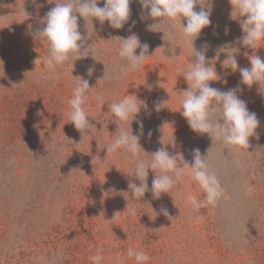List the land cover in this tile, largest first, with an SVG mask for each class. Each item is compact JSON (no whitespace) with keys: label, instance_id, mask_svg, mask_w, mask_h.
<instances>
[{"label":"rangeland","instance_id":"1","mask_svg":"<svg viewBox=\"0 0 264 264\" xmlns=\"http://www.w3.org/2000/svg\"><path fill=\"white\" fill-rule=\"evenodd\" d=\"M58 2L67 0H0V264H94L90 257L98 249L100 264H136L129 248L145 252L146 264H264V81L248 87L238 70L221 67L226 54L219 46L243 35V18H231L230 0H206L212 26L194 47L207 42L206 55H219L221 81L211 86L237 89L257 114L260 126L248 149L193 132L181 115L182 91L189 87L183 75L194 60L181 28L186 18L157 23L139 0L131 3L122 29L80 17L81 52L50 69L49 44L34 33ZM133 33L149 45V56L135 71L119 56L117 38ZM237 46L239 65L251 67L244 53L253 50ZM258 47L264 58V41ZM81 78L93 87L83 105L94 126L87 133L70 120L69 101ZM133 94L147 101L150 115L142 109L132 123L121 122L109 104ZM154 103H163L159 112ZM137 120L144 125L139 158L145 162L160 147L183 153L189 162L191 149H200L223 189L214 205L194 209L187 202L205 196L187 171L159 199L151 191L133 197L130 184L140 183L133 174L136 158L123 149L107 154L106 148L120 130L136 134ZM154 176L150 169L149 187ZM161 207L171 220L159 213ZM54 233L58 237L51 239Z\"/></svg>","mask_w":264,"mask_h":264},{"label":"clouds","instance_id":"2","mask_svg":"<svg viewBox=\"0 0 264 264\" xmlns=\"http://www.w3.org/2000/svg\"><path fill=\"white\" fill-rule=\"evenodd\" d=\"M132 2L133 0H104L103 7L98 6V0H67L56 3L55 7L42 18L44 26L37 28L34 33V37L46 40L49 44L47 67L53 69L69 61L73 54L81 52L85 37L79 30L80 17L85 21L86 18L92 21L96 19L101 24L107 21L111 28L122 29L130 19ZM139 3L142 10H148L149 17L158 20L157 23H163L164 19L181 21L182 18H186L187 23L181 24V28L183 36L191 42L194 60L190 62L189 69L183 75L189 87L182 91L181 115L186 119L190 129L200 134L207 133L211 138L214 136L227 145L248 149L249 138L256 134L260 126L257 114L248 109L247 102L240 98L237 89L224 91L211 86L210 82L221 81L216 69L219 55L214 57L206 55L210 47L207 42L201 49L194 47V42L202 30L212 26L211 6L206 0H139ZM230 4L233 9L231 18L234 20L243 18L239 20L243 35L235 41H226L219 46V52L226 54L225 59L221 61V67L231 69L233 73L238 70L242 78L241 83L251 87L264 81V58L255 52L259 48L258 45L264 41V0H230ZM197 5L200 6L199 10ZM155 24L149 27L152 29ZM228 31L226 28L225 33ZM117 38L122 41L119 56L126 59L130 70L135 71L149 56V45L146 42L142 43L135 33L126 38ZM237 45L253 50L251 55L244 53L251 67L239 65L237 56L240 55V47ZM137 49H140L139 54ZM91 71L89 69V73ZM148 87L151 89V85ZM92 88L87 79L81 78V83L75 87L69 101L71 123L81 133H87L94 127L83 107L87 93ZM99 100L102 107L105 101L103 98ZM162 107L163 103H154L155 111L159 112ZM109 109L121 122H128L131 119L132 123L142 109L150 115L147 101L134 94L125 95L119 102L109 104ZM214 113H219V118H215ZM137 125L136 134L130 125L131 131L120 130L113 143L106 148L107 154L123 149L136 158L133 174L140 183L130 184L133 197L142 198L151 191L152 198L159 199L161 194L171 192L177 180L187 171L191 180L197 182L205 193L203 200L198 201L196 197L189 196L187 202L194 209L214 205L222 196L223 189L215 173L210 170L206 156L201 155L200 149H191L193 160L189 162L183 153L170 154L166 148L160 147L151 154V162H145L139 158L143 150L139 141L145 134L143 121L137 120ZM147 135L149 137L152 135L151 130ZM150 169L155 173L151 187L147 182ZM159 213L172 219L167 207H161ZM127 254L135 259L136 264H146L150 259L145 252L133 248H129ZM90 259L94 264H100L103 259L100 250L98 249L97 254Z\"/></svg>","mask_w":264,"mask_h":264},{"label":"trees","instance_id":"3","mask_svg":"<svg viewBox=\"0 0 264 264\" xmlns=\"http://www.w3.org/2000/svg\"><path fill=\"white\" fill-rule=\"evenodd\" d=\"M54 237V238H53ZM58 237V235H55V233L52 235V237H51V239H56ZM51 243H52V241H50ZM58 242H56V243H54V244H57ZM54 249H56L57 250V247H54ZM70 254V252H68V254L67 255H69Z\"/></svg>","mask_w":264,"mask_h":264}]
</instances>
